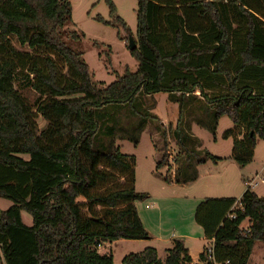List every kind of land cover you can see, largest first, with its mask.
I'll use <instances>...</instances> for the list:
<instances>
[{"label": "trees", "instance_id": "1", "mask_svg": "<svg viewBox=\"0 0 264 264\" xmlns=\"http://www.w3.org/2000/svg\"><path fill=\"white\" fill-rule=\"evenodd\" d=\"M137 1L136 37L112 0L113 20L97 17L124 27L138 46L130 51L138 70L105 85L93 82L83 54L66 42L80 39L66 31L70 0H0V198L12 203L0 211L3 264H115L100 253L105 244L151 239L135 205L149 195L137 191L135 159L116 136L139 145L157 94L179 108L173 136L186 157L177 184L224 160L200 149L186 115L198 113L195 122L214 135L229 118L234 128L223 138L234 140L231 158L240 168L264 140V0ZM19 76L39 96L34 105L16 89ZM39 116L47 123L42 132ZM166 162L164 154L157 169ZM195 222L214 240L203 264H248L254 245L264 244V197L247 188L240 200L207 198ZM122 264L195 263L175 240L164 262L146 248Z\"/></svg>", "mask_w": 264, "mask_h": 264}, {"label": "rangeland", "instance_id": "2", "mask_svg": "<svg viewBox=\"0 0 264 264\" xmlns=\"http://www.w3.org/2000/svg\"><path fill=\"white\" fill-rule=\"evenodd\" d=\"M117 8V15L131 28L134 37L137 35V0H112ZM73 13L72 21L67 25L68 33H77L79 41L66 40L67 44L75 51L83 54L87 62L94 83L109 85L116 81L118 76H123L128 70L136 72L138 61L131 55L128 38L129 35L119 24L108 26L97 20L102 17L106 21H112L106 0H70ZM18 50H24L15 43ZM27 79L19 76L16 89L23 94L29 104L34 105L38 95L27 86ZM156 108L150 111L152 120L146 126L138 146L126 141L124 133H117L116 144L121 147L124 155L135 159L136 189L138 192L147 193L149 199L137 202L139 216L144 226L152 234L150 241L122 240L113 243L108 248H101V254H111L115 264H122L123 259L129 254H137L143 248H155L160 257L166 256V250L172 248L171 238L173 230L179 235L182 228L188 223H194L195 211L198 205L206 198H218L219 196L239 197L247 188L243 182L244 177L251 175L244 172L233 160L208 162L206 165L197 167L199 180L191 188L172 187L166 183V179L175 178L179 167L185 165V154L180 150L174 139V131L179 122V108L169 100L167 94L154 96ZM153 102L151 100L150 105ZM197 112V111H196ZM195 115H186L185 129L190 127L191 135L197 137L201 143V150L223 159L231 157L234 146L233 139L225 140V132L234 128L233 122L224 117L220 120L216 134H212L200 127L196 122ZM127 119L124 120L126 122ZM40 132L44 131L47 123L38 117ZM242 135L245 131L239 130ZM215 139L217 141H215ZM257 162L264 165V140L258 139L256 145ZM167 155V162L162 169L157 165L162 156ZM255 190L264 195V184H260ZM11 202L0 198V211L9 209ZM24 222L32 223V217L27 213L22 214ZM185 223V224H184ZM242 228L247 223L242 224ZM180 228V229H179ZM202 233L200 228H197ZM191 226H187L182 232L193 234ZM201 237L194 233L193 237ZM198 239V238H197ZM199 247L207 243L197 240ZM251 264H264V244L257 243ZM0 264H3L0 252Z\"/></svg>", "mask_w": 264, "mask_h": 264}, {"label": "crops", "instance_id": "3", "mask_svg": "<svg viewBox=\"0 0 264 264\" xmlns=\"http://www.w3.org/2000/svg\"><path fill=\"white\" fill-rule=\"evenodd\" d=\"M197 138V137H196ZM240 139H241V137H240ZM215 141H217L216 139H215ZM233 143H234V140H233ZM257 147V146H256ZM233 149H234V146H233V148H232V153H233ZM255 151H256V148H255ZM216 157V156H215ZM231 157H232V154H231ZM228 158V159H224L223 161H227V160H233L232 158ZM220 158V157H219ZM223 159V158H222ZM234 161V160H233ZM235 162V161H234ZM208 163V162H207ZM206 163V164H207ZM206 164H204V165H206ZM204 165H201V166H204ZM201 166H199V167H201ZM251 168H252V173H251V175L250 176H248V177H244V179H243V182L244 183H246L247 181H252L253 179H255L256 178V176L257 175H259V176H262L263 178H264V165H259L258 164V162H257V155H256V152H254V158H253V161H252V163L250 164V165H248V166H246L245 168H242V170L244 171V172H249V170H251ZM198 170V169H197ZM199 180V174H198V179L195 181V182H192V183H188V184H177L176 182H175V178H173V179H171V180H168V182L166 181V183H169L172 187H182V188H185V189H189V188H191V186L194 184V183H197V181ZM259 182V184L256 186V187H253L252 188V190L259 196V197H264V195L263 194H260L259 193V191H257V190H255L256 188H258L259 186H260V184H264V183H262V182H260V181H258ZM246 190L247 189H245L243 192H242V194L239 196V197H234V196H219L218 198H215V199H220V198H234V199H237V200H240L241 199V197L244 195V193L246 192ZM141 193V192H140ZM207 199V198H206ZM11 205H12V203H11ZM11 207V206H10ZM9 207V208H10ZM8 210V209H7ZM24 220V219H23ZM143 222V221H142ZM25 223V222H24ZM244 223H247V226L246 227H244L243 229H247L248 228V221H245ZM26 224V223H25ZM185 224V223H184ZM27 226H29V227H31L32 225H33V222L30 224V223H27L26 224ZM143 225H144V223H143ZM187 226H191V229H193L194 231H193V234L194 233H197V234H201V237H198V236H196V238H194L193 237V234H191L190 232H182V231H184V230H186V227ZM145 227V226H144ZM243 227V226H242ZM146 228V227H145ZM197 228H200L201 230H202V233H199L200 231L197 229ZM147 229V228H146ZM180 229V228H179ZM148 230V229H147ZM174 232H173V236H172V238L170 239L171 240V243H172V248H173V245H174V241L175 240H182L183 241V243H184V245H185V248L189 251V254H190V256H191V258H192V260H193V262L195 263V264H197V263H199V264H203V262H201L200 261V256L203 254V252L205 251V249H208L209 247H213V244H214V240H209V239H207L205 236H204V231H203V229L194 221V223L192 222H190V223H188L186 226H185V228H182L180 231V233H179V235H176V231H177V229L176 230H173ZM149 232V231H148ZM150 233V232H149ZM150 236H151V239L150 240H152L153 239V237H152V234L150 233ZM198 238V239H197ZM150 240H146V241H150ZM197 240H199L201 243H207L206 245L204 244L203 246H201V247H199L198 246V244H197ZM122 241V240H121ZM119 242V241H118ZM116 243V242H115ZM258 243H261V242H258ZM113 243H111V244H109V243H107V244H105L103 247H105V248H108V246H111ZM257 244V243H256ZM256 244L254 245V247H253V251H252V254H251V256H250V260H249V263L248 264H251V262H252V256H253V254H254V250H255V246H256ZM102 247V248H103ZM149 248H151V247H149ZM172 248H169V249H167L166 250V256H165V258L163 259L162 257H160V254H159V251H157L158 252V257H159V259L161 260V261H165L166 260V258H167V251L168 250H170V249H172ZM146 248L144 247L143 248V250L141 251V252H143L144 250H145ZM155 249V248H154ZM100 252H101V250H100ZM141 252H139V253H141Z\"/></svg>", "mask_w": 264, "mask_h": 264}, {"label": "built area", "instance_id": "4", "mask_svg": "<svg viewBox=\"0 0 264 264\" xmlns=\"http://www.w3.org/2000/svg\"><path fill=\"white\" fill-rule=\"evenodd\" d=\"M258 181L264 183V178L262 176L257 175L255 179H253L252 181L247 182V184H246L247 188H251L252 189L253 187H256L259 184ZM207 253H208L209 256H212L213 253H214L213 247H209L207 249Z\"/></svg>", "mask_w": 264, "mask_h": 264}, {"label": "water", "instance_id": "5", "mask_svg": "<svg viewBox=\"0 0 264 264\" xmlns=\"http://www.w3.org/2000/svg\"><path fill=\"white\" fill-rule=\"evenodd\" d=\"M137 48H138V46H137L136 42L134 41L133 37L130 36L129 37V49H130V51L133 52V51L137 50Z\"/></svg>", "mask_w": 264, "mask_h": 264}]
</instances>
